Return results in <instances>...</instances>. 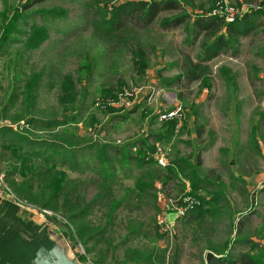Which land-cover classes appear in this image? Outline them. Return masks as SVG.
<instances>
[{
    "label": "rangeland",
    "instance_id": "1",
    "mask_svg": "<svg viewBox=\"0 0 264 264\" xmlns=\"http://www.w3.org/2000/svg\"><path fill=\"white\" fill-rule=\"evenodd\" d=\"M163 1L34 0L25 8L27 0H0V35L5 7L8 15L13 7L28 14L0 48V127L12 124L18 134L0 133V173L8 192L15 194L9 180L24 178L8 174L32 147L25 136L37 143L53 140L54 134L78 141L69 147L71 151L55 152L51 160L67 173L63 192L68 194L69 210H52L57 214L52 226L57 231L72 230V238L58 240L81 264H171L175 258L179 264H202V258L207 260L206 234L215 237L229 229L220 216L211 222L209 216L193 219L190 211L178 215L172 203L182 205L191 197L198 204L202 197L192 194L190 180L169 168L178 157L200 162L197 167L203 176H222L226 183H231L235 168L245 174L250 186L264 189V147L261 151L258 144L264 146V14L258 12L264 9V0H223L227 10L222 9V14L231 6L245 5L249 16L230 27L232 42L210 59L204 43L213 44L217 35L229 31L225 25L209 36L222 23L212 19L221 17L213 13L218 0H177L181 7L171 8ZM152 3L158 13L145 16ZM51 8L66 13L53 16L46 12ZM114 14L117 20L109 27L105 21ZM182 14L187 15L182 23H164ZM197 19L210 29L194 26ZM33 23L45 24L50 37L39 48L27 49L25 32ZM136 51L148 61L145 73L137 64ZM188 60L207 73L210 86L203 85L204 77L190 81L183 76ZM34 74L41 78L29 93L26 83ZM65 76L75 80L77 89V103L67 111L60 100ZM140 87L144 90L137 98L114 107L115 112L106 113L110 110L96 105L108 92L115 95L123 88ZM179 105L186 111L185 126L168 141L156 140L165 131L159 113ZM66 118L76 121L53 131L45 125ZM143 140L145 146H169V163L139 166L134 156L145 149ZM102 144L109 146L106 163L100 156ZM124 147L122 155L119 148ZM62 151H66L65 163ZM32 161L39 165L44 159L37 155ZM152 169L154 176L148 173ZM261 173L252 182L253 174ZM151 180L153 187L145 184ZM62 201L63 197L58 205ZM258 204L255 221L264 219V203ZM172 211L176 216L170 220L165 212Z\"/></svg>",
    "mask_w": 264,
    "mask_h": 264
},
{
    "label": "trees",
    "instance_id": "2",
    "mask_svg": "<svg viewBox=\"0 0 264 264\" xmlns=\"http://www.w3.org/2000/svg\"><path fill=\"white\" fill-rule=\"evenodd\" d=\"M34 0H27L24 7H28ZM166 4V7H175L176 5H180L177 0H166L163 1ZM216 6V2H214L213 7ZM181 7V5L179 6ZM159 8L157 4L152 3L146 7L145 16L155 15L158 13ZM8 8L2 11V33L0 35V48L3 44H5L9 39L12 38V35L15 31L18 30V23L20 20L25 19L28 15L27 12L22 11L20 8L13 7L11 15H8ZM118 11V8H114V13ZM47 13L53 14V16L63 15L66 13V9L63 8H51L46 10ZM259 13L264 14V9L259 8ZM186 14L178 15L172 19H166L164 21L165 24H179L186 18ZM249 15H245L242 20L237 19L235 22L228 23L225 18L214 16L212 19L221 20V26L217 27L215 30H212L209 36L216 33L219 28L224 27L225 25L228 27L229 31L227 33H223L217 35L213 44L208 42L204 43L206 48L205 51H211V54L207 56V59L213 58L217 53L229 46L230 42H232V34L231 28L233 26H237L240 23H244V21L248 18ZM117 20V16L114 14L110 20H106L105 23L107 26L111 27L112 23ZM243 21V22H242ZM199 25L202 29H210L209 25H206L202 22L201 19H197L195 25L197 27ZM26 38L24 40L25 47L27 49H36L41 46L43 42L49 39L50 31L49 28L45 24H37L33 23L30 26L29 31H26ZM229 33L231 36H229ZM136 55L138 57L137 64H139L140 71L145 73L149 68V64L145 56L136 51ZM183 76H187L190 81L204 77L203 85L210 86L209 78L206 77L207 73L200 69V65L194 63L192 60H188L184 66ZM182 75L177 77L180 79L183 77ZM41 78V74H34L26 83L27 92L32 93L33 89L37 86L39 80ZM62 94L60 97L61 103L64 104L65 111L71 110L77 103V89L76 82L71 76H65L62 81ZM109 95H114L112 92H108ZM110 110V111H106ZM106 113L115 112L114 107H108L105 109ZM3 119V118H1ZM75 118H66L65 120L55 119L53 121H48L45 124L48 129L54 130L57 127L62 125H68L69 123H73L76 120ZM165 131L157 134L156 140H165L168 141L172 137L176 125L177 120L173 119L170 121H164ZM43 124V123H42ZM28 127L30 126L27 123ZM44 125V127H46ZM185 124L183 125V127ZM46 130L47 128H43ZM183 129V128H182ZM15 131V126L12 124H5L0 127V133H11L13 135L18 134ZM54 139H44L43 142H33V138L29 136H25L24 139L28 145H31V149H27L25 154L17 159L16 163L13 167H11V171L8 175L13 176L15 174H20L22 180L17 181L15 178L9 180L10 186L13 192L21 199H26L33 204H36L41 207H45L51 210H59L62 208L66 211H69L66 208L68 194L64 193L63 190L65 188L64 183L67 178V173L64 170H60L56 167L51 160L56 156L55 152L58 153L59 150L71 151L70 146L73 147L77 144L78 141L72 140L71 138H66L60 136L59 134H54ZM45 141V142H44ZM49 142V143H48ZM145 149H140L135 153V160L138 162L139 166L146 167L147 165H156V161L153 159H146V153L154 152L156 150L155 145H144ZM34 146L35 147L34 149ZM107 144L100 145L101 158L106 163L108 160V152H107ZM15 147L16 144H15ZM22 148V146H19ZM66 147V149L64 148ZM109 147V146H108ZM126 147V146H125ZM125 147L119 150L122 152V155L125 154ZM38 148V149H37ZM64 148V149H63ZM66 151H62L61 158L63 159L62 163H65V153ZM41 156L44 159L43 164L36 165L33 163L32 158L34 156ZM126 157L129 158L127 155ZM172 164L169 166L170 169L176 171V173L185 176L191 183V192L194 195L198 194L199 189H204L208 192V186L211 184V180L208 177H202L199 169L198 163H192L187 158H176L171 162ZM150 176H154L155 170H151L148 172ZM109 177V176H107ZM38 178V181L35 180ZM109 179V178H106ZM156 180V179H154ZM221 179L218 178L219 183ZM37 181V182H36ZM218 183V182H217ZM148 186L153 187L154 182L151 180L149 183H145ZM37 186V187H35ZM61 192H63V196H61ZM190 192V193H191ZM63 197V201L60 205L58 203L61 201ZM200 197V196H199ZM209 201L205 200V197H200V202L195 205L190 212L196 213L197 215H204L209 213L210 208H205V205H208ZM119 206V203L112 207L110 210V216L116 211V208ZM71 218V216H70ZM55 219L53 217L49 218L44 222H38L33 218V216L21 209L12 199L3 198L0 202V264H34V262L39 258L40 253L43 251H50L56 247V244L59 242L60 237H65L66 239H70L73 236V232L70 229H63L57 231L53 226L52 222ZM251 250H258L257 253H252L251 250L244 254H241L236 259L230 261L228 264H264V247H259L257 243L251 242ZM261 248V249H260ZM207 260H209L210 264L218 263L219 258L212 256V254L207 255ZM171 264H179L178 259H174Z\"/></svg>",
    "mask_w": 264,
    "mask_h": 264
},
{
    "label": "crops",
    "instance_id": "3",
    "mask_svg": "<svg viewBox=\"0 0 264 264\" xmlns=\"http://www.w3.org/2000/svg\"><path fill=\"white\" fill-rule=\"evenodd\" d=\"M258 144L261 151H263V143L258 142ZM231 171V183H226L222 176L209 177L212 183L208 186V192L199 189L198 193L209 201L205 208L211 210L204 215L193 214V219L199 220H202L204 216L212 217L211 222L212 219H217L215 217H223L225 225L229 229L224 235L215 237L212 236V233L206 234L203 244L205 245L204 250L207 255L212 254V256L219 258L218 263L215 264H228L241 254L249 252L252 246L251 242L257 243L258 246H264V219L260 221L253 219V216L255 218V215H257L258 203H264V192H262L264 189L257 190L254 186H250L246 182L247 177L245 174H241L237 169L232 168ZM253 175L254 181L252 182H256L263 174ZM201 176L205 177L202 174ZM218 178L221 179V183H219ZM165 215L171 220L175 218L176 213L175 211L165 212ZM200 227L204 230V224H200ZM251 252L257 253L258 250H251ZM199 255L203 257L201 253ZM202 264L210 263L206 258H202Z\"/></svg>",
    "mask_w": 264,
    "mask_h": 264
},
{
    "label": "built area",
    "instance_id": "4",
    "mask_svg": "<svg viewBox=\"0 0 264 264\" xmlns=\"http://www.w3.org/2000/svg\"><path fill=\"white\" fill-rule=\"evenodd\" d=\"M245 5H242V7H229V12H226L225 14H222V9H226V2L223 0H218L216 8L214 10V14L220 15L221 17H224L226 22H235L237 19H240L243 17L246 12L248 11V8L244 7ZM144 90L143 87H140L138 89L136 88H123L115 93V95H109L107 97H102L97 100L96 105L104 108L110 107H120L121 105H127L134 101L137 98V95L139 92H142ZM181 105V104H180ZM177 106L174 109L171 110H164L159 113V119L161 121H170V120H177V125L175 128V133H179L184 125L185 118H186V111L183 106ZM171 149L169 146L164 145H157L156 150L152 153H149L147 155L148 160L154 159L157 164L161 166H166L169 163L168 156ZM9 188L5 185L4 181V175L0 173V194L1 199L3 198H10L12 199L20 208L23 210H26L29 212L33 218L39 222H44L48 220L49 218L53 217L54 215H57L55 212H53L51 209H47L45 207L38 206L36 204H33L32 202L21 199L15 194H10L8 192ZM196 201L191 198H185L182 205H179L177 202L176 205L172 203V206L176 209L178 215H186L195 205Z\"/></svg>",
    "mask_w": 264,
    "mask_h": 264
},
{
    "label": "water",
    "instance_id": "5",
    "mask_svg": "<svg viewBox=\"0 0 264 264\" xmlns=\"http://www.w3.org/2000/svg\"><path fill=\"white\" fill-rule=\"evenodd\" d=\"M69 249L72 247L70 243L67 244ZM34 264H81L79 261L72 257L68 248L61 243H57L56 247L50 251H43L40 253L39 258Z\"/></svg>",
    "mask_w": 264,
    "mask_h": 264
},
{
    "label": "flooded vegetation",
    "instance_id": "6",
    "mask_svg": "<svg viewBox=\"0 0 264 264\" xmlns=\"http://www.w3.org/2000/svg\"><path fill=\"white\" fill-rule=\"evenodd\" d=\"M1 202V201H0ZM39 222V221H38Z\"/></svg>",
    "mask_w": 264,
    "mask_h": 264
}]
</instances>
